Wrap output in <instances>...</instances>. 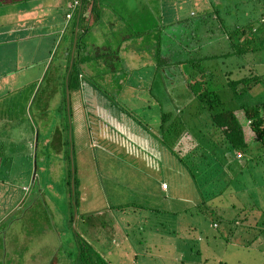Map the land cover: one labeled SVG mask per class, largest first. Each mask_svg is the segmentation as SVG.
Listing matches in <instances>:
<instances>
[{
  "label": "rangeland",
  "instance_id": "374dc122",
  "mask_svg": "<svg viewBox=\"0 0 264 264\" xmlns=\"http://www.w3.org/2000/svg\"><path fill=\"white\" fill-rule=\"evenodd\" d=\"M213 1L216 3L218 0ZM98 2L114 6L131 25L146 28L157 20L159 14H166L162 19V23L166 24L168 21L192 15L195 9H212L211 0ZM221 2L224 10L235 9L230 2ZM243 2H246V7L236 12L241 19L250 13H261L260 6L264 5L261 0ZM13 6L4 4L0 7V12ZM64 10L69 9L65 6L59 7L53 13L58 29L63 27L61 18ZM226 13L227 21L235 25L237 18L232 12L231 15ZM105 20L104 18V22ZM122 24L117 19L113 28ZM207 26L210 30L207 35L212 42L209 40V44L201 51L210 54L228 50L231 38L227 40V34L221 32V24L216 21L213 24L207 23L205 27ZM98 28L97 33L88 31V36L85 37L87 42V37L90 36L89 42L105 44L102 41L106 38L104 39L102 33H106L108 29L104 23ZM61 35L52 46L55 56L56 53L59 56L53 60L49 70L48 65L42 70L33 61L35 57L44 55L41 52L44 45L40 43V39L30 37L25 40L20 52L21 64L24 66L22 73L26 75L31 70L32 74L29 83H18L14 92L9 94V97L19 96L18 102L8 101L11 105L8 112L22 121L13 120L10 124L14 129L13 134H10L12 144L24 147L20 150L16 147L17 151L12 150L11 153L8 141L5 140L3 145L0 140V155L12 154L8 157L11 162L7 160L1 165L0 174H10L9 183L14 184L16 190L9 204H5V209L3 206L0 208V218L5 215L0 224V264H49L53 257L59 260V264H73L66 256H69L68 253H76L77 236L92 244L111 264H133V259L129 261L126 257H132L134 252L142 255L135 264H145L149 259H152L151 264H264V154L258 156L256 168L250 167V171L256 174L229 173L232 174V179L236 180L234 177H238L246 187L241 184L235 190L231 189L216 196L212 201L218 203L216 213L203 211L209 208L207 205L212 204L196 205L198 192L190 180V175L185 174L178 161L166 150L161 151L156 159L152 145L155 142L152 134L160 136V109L156 98L161 100L160 96L162 97L161 93L165 88L157 86L160 91H154L156 98L149 95L154 73L151 65L154 61H151V56L146 51H143L145 57L135 56L141 50L137 48L135 51L134 47H143L142 42L146 43L145 39H132L136 40L133 43L123 42L120 59L125 74L121 77L118 76L119 71L114 75L107 72L108 66L104 60L90 58L92 62L86 60L82 66L87 74H91L93 70L96 76L92 78L103 90L107 88L118 97L117 101L124 107L121 111L118 107L111 106L106 95L92 88L89 80L84 77L80 82L82 87L71 91L68 101L65 88L63 99L59 83H54L57 76L52 73L57 72L53 67L56 66V60L64 62L65 58V53H60L63 46L60 45L63 42ZM80 55L83 56V52ZM242 61L244 67L238 69L240 75L264 76V49L245 54ZM242 61L235 56L222 57L216 63L215 69H208L214 72V81L222 83L224 71H236L237 64ZM70 64L71 60L69 68ZM41 71L44 72L38 78ZM115 77L119 79L115 80ZM36 79L38 82L34 81ZM34 86L32 98L36 95V99L30 112L26 93ZM183 86L175 84L176 89L172 90L173 85L168 83L167 91L174 99L172 98V103H164L165 110H172L174 114H178V108L190 110L189 106L193 102L190 96L187 95L185 103L178 99L179 95L185 96ZM32 98L30 102L33 101ZM44 107L47 111L42 115ZM126 110L129 112H125ZM65 112L67 120L63 116ZM66 126L68 138L71 139V167L73 171H77L73 176V187L74 177L76 179L77 195L75 199H71V206L66 181L70 180L72 187V174L68 176L70 164L64 157ZM20 128H26L25 131L30 132L29 135L34 140H23L26 133ZM244 128L248 129L246 125ZM37 134L39 145L36 151L34 146L38 144L35 143ZM248 137L251 138V143L255 142L251 130ZM184 140L186 141L185 138ZM26 142L33 155L27 152ZM34 151L39 153V160L43 162L41 169H37L33 184V179L29 181V178L35 169ZM47 153H50L47 157L50 160L43 166L44 155L47 156ZM236 155L233 160L232 157H227L223 168L227 169L230 162L238 169L241 168L244 164L243 157ZM206 166L208 163L203 168ZM214 166L216 164H212V172L215 171ZM207 171L210 172V167ZM17 174H20V179L14 181ZM5 182L9 184L7 180ZM161 183H166L168 187L163 189ZM22 186H27V190L23 191ZM231 186L235 187L234 184ZM184 198L193 202H183L186 200ZM126 203L140 206L129 205L124 211L116 208L117 204ZM180 206L188 208L180 214H173L175 210H183ZM256 211L257 217L252 214Z\"/></svg>",
  "mask_w": 264,
  "mask_h": 264
},
{
  "label": "trees",
  "instance_id": "16d2710c",
  "mask_svg": "<svg viewBox=\"0 0 264 264\" xmlns=\"http://www.w3.org/2000/svg\"><path fill=\"white\" fill-rule=\"evenodd\" d=\"M221 1L223 0H218L215 3L211 0V10L195 9L192 15L185 16L183 19L168 21L166 24L162 23V19L166 14L162 16L159 14L157 20L146 28L131 25L127 19L122 18L119 10L114 9V6L109 3L103 4L98 2V0H81L80 7L68 8V12L62 19L63 27L60 28L62 30L59 34H62L60 38H63V42L60 45L63 44V46L60 53L62 55L65 53V58L64 62L56 60L59 63L53 66L59 72L55 74L57 77L54 79V83H59L63 92V99L65 97V88H68V93L71 95V91L79 90L82 87L80 82L82 77H84L89 80L92 88L106 95V99L110 101L111 106L114 105L123 111L124 107L116 99L118 97L114 93L109 92L107 88L103 90L97 81L92 78L96 76L92 68L89 67L92 73L87 74L85 72L87 70L83 67L84 70L82 66L86 60L88 62L91 59L96 61L104 60L108 66L107 72H112L114 75V73L119 71L118 76L121 77L125 74V69L122 67L120 59V48L123 42L130 41L133 43L136 40L132 39H145L146 43L141 40L143 47H137L138 45L134 47L135 51H137V48L141 50V53L135 54V56H139V58L145 57V52L143 51H146L151 56V61H154L151 65L154 73L149 95L156 98L154 91H158L157 86L165 88V90L161 89L163 90L161 93L162 97L160 96L161 100L156 98L160 109V123L158 125L160 136L152 134L155 140L152 145L156 159L166 150L178 161L185 174L190 175V180L198 192L196 205L201 203H203L202 205L212 204L207 205L209 208L203 210L207 213L214 211L216 213L218 211V203H212L216 196L225 194L231 189L235 190L238 185L242 184L238 177H234L236 179L234 180L231 175L256 174V172L250 171V167L256 168L255 164H257L258 156L264 154V76L254 74L250 76L246 74L240 75L238 72V69L244 67V61L242 60L245 54L264 49V5L260 6L262 9L261 13L257 15L250 13L244 19H241V17L236 15V12L242 7H246L244 5L246 2H243V0H226L234 5L235 9L224 10V7L222 8L223 2ZM263 1L261 0V4ZM72 10H74V13ZM226 12H229L230 15L232 12L237 18L234 21L235 25H231L232 23L227 21ZM67 14H70V16L67 17ZM212 16L215 17L212 18ZM104 18L106 22H104ZM114 19L121 20L122 26L113 28ZM216 21L222 26L221 32L227 34V40L231 38L229 39L228 50L219 53H203L201 49L205 48L210 40V36L207 35V31L210 30L205 25L207 23L213 24ZM102 23L106 25L108 30L106 33H102L106 40L102 41L105 44H102L104 46L101 48V44L89 42L90 36L87 37L88 42L85 37L88 36V31L97 33L98 27H101ZM81 52H83V56L80 55ZM58 56V53H56L53 60L58 58ZM234 56L242 61L237 64V70H225L223 73L224 81L222 83L215 82L214 72L208 68L215 69L219 58ZM69 60H71L70 68ZM117 66L119 67L116 68ZM49 69L50 67H48ZM234 75L239 76V78H235ZM119 77L114 79L118 80ZM168 83L173 85V88L171 87L172 90L176 89L174 87L175 84L184 85L185 96L179 95L178 99L185 103L187 95L190 96L191 100H193L190 104L191 106H189L190 110L184 111V108H178V114H174L172 110H165L164 103H172L173 101V96L167 91ZM31 98L28 103L30 112L36 95L33 96L32 102H30ZM46 111L47 109L44 107L41 114L44 115ZM125 112L129 111L126 110ZM63 116L67 120L66 112ZM242 118H244L243 121ZM18 122L21 121L18 120ZM245 125L248 127L246 130L244 128ZM249 130H251L255 138L254 143H251V138L249 139L248 137ZM27 138L30 139L31 136H26L23 140H27ZM31 139L34 140V138ZM70 140L68 138V127L66 126V139L64 142L66 153L63 156L68 160L69 164L71 162V155H69ZM35 143H38L35 145L36 149H38V134L36 135ZM9 145L12 149L19 147L12 144V141L9 142ZM73 150L72 147V155H74ZM253 152L256 154L254 153L253 155ZM49 154L47 153L43 166L49 163L50 158L47 159ZM235 154L238 157H243L244 164L242 167L238 169L230 162L227 165V169L223 168L226 158L232 157L233 160ZM0 157H2L0 159L1 167L9 158L2 155ZM34 158L35 170L33 174H36L37 169H41L43 161L39 160V153L35 152ZM216 158L218 159L217 161ZM205 163H208V166L203 168ZM212 164H216L213 172L211 170ZM209 167L210 172L207 171ZM231 171L233 173L229 174ZM248 171L250 172L248 173ZM68 172L70 177L72 171H70L69 166ZM73 172L76 174V169ZM75 182L76 179L74 177L73 193L70 180L66 182L70 206L72 205L71 199H75L77 195ZM231 184H234L235 187H232L233 185L231 186ZM242 185L246 187L245 183ZM184 199L186 200L183 202H193L188 198ZM194 203L196 202L194 201ZM129 205H135V203L117 204L116 208H122L123 210L121 211H124ZM110 207L112 208V206ZM186 208L188 207L181 208L180 206V209H183L182 211L175 210L172 213L180 214ZM252 214H255L256 217L258 216L257 211ZM4 219L5 215L0 218V224ZM89 223L93 224V222ZM77 243L76 253L73 255L68 253L69 256H66L73 264H111L110 260H106L92 244L80 236H77ZM128 255H131V253ZM138 257L142 258L141 253L134 252L132 257L128 256L126 259L129 261L133 259L132 262L135 264L138 262ZM236 260L239 262V258ZM51 262L59 264V260L56 257H53L49 264H52ZM151 262L152 259H149L145 264H151Z\"/></svg>",
  "mask_w": 264,
  "mask_h": 264
},
{
  "label": "crops",
  "instance_id": "0c3cea01",
  "mask_svg": "<svg viewBox=\"0 0 264 264\" xmlns=\"http://www.w3.org/2000/svg\"><path fill=\"white\" fill-rule=\"evenodd\" d=\"M67 3L68 0H0L1 6L4 4L14 5L13 8H8L6 11L0 12V140H2L3 145H5V140L8 141V145L9 142L13 141L12 137L10 138V134H13L14 129H12L10 124L13 120H19L8 112V107L11 106L8 101L11 103L18 102L19 96L9 97V94L14 92V88L18 83L22 82L24 85L29 83V77L32 74L31 70H29L26 75L22 73L24 71V66L21 64L20 52L24 46L23 42L30 37L38 38V40L40 39V43L44 45V49L41 51L44 52V55L42 57L41 55L35 57L33 61L39 68L42 67V70H44L47 65L51 67L55 55L54 51H52L54 54L51 52L52 46L54 42L58 41L57 38L62 30L57 28L53 13H55L59 7L65 6V8L68 9ZM67 12L68 10L63 11L61 19H63ZM56 62L57 63H54V65L59 63V61ZM43 72L44 71H41L38 78H40ZM56 73L59 72H53V74ZM37 79L34 81L38 82ZM34 88L28 90L26 93L27 105L29 99L32 97ZM70 97L71 95H69V99ZM20 129L26 133V136H29L30 132H26L23 128ZM27 140L29 141V138ZM26 143V150L31 154L32 150H30L28 142ZM23 147V145H19L17 148L20 150ZM8 148L11 153L12 150H17L16 148L12 149L10 145ZM34 150H37L36 146ZM11 155L12 154H9L7 157ZM44 157L46 156L44 155ZM9 175L10 174H0V208L3 206V209H5V204H9L10 198L14 196L16 192L15 187H13L14 184L9 183ZM35 175L36 174H31L29 178V181L33 179V184ZM19 179L20 174H17L13 180L17 181ZM5 180H7L9 184H7ZM10 184H12V186H10ZM11 187H13V189ZM22 190H27V186H22Z\"/></svg>",
  "mask_w": 264,
  "mask_h": 264
},
{
  "label": "built area",
  "instance_id": "2783aa9c",
  "mask_svg": "<svg viewBox=\"0 0 264 264\" xmlns=\"http://www.w3.org/2000/svg\"><path fill=\"white\" fill-rule=\"evenodd\" d=\"M81 5V0H71V2L68 3V8H78ZM70 14H67V17H69ZM162 188L166 189L168 186L166 183H162Z\"/></svg>",
  "mask_w": 264,
  "mask_h": 264
},
{
  "label": "water",
  "instance_id": "95a60500",
  "mask_svg": "<svg viewBox=\"0 0 264 264\" xmlns=\"http://www.w3.org/2000/svg\"><path fill=\"white\" fill-rule=\"evenodd\" d=\"M66 91H67L66 96H67V101H68V98H69L68 88H66ZM71 163H72V161H71ZM73 191H74V188H73V170H72V193H73ZM76 215H77V213H75V217H76Z\"/></svg>",
  "mask_w": 264,
  "mask_h": 264
},
{
  "label": "clouds",
  "instance_id": "9594fccd",
  "mask_svg": "<svg viewBox=\"0 0 264 264\" xmlns=\"http://www.w3.org/2000/svg\"><path fill=\"white\" fill-rule=\"evenodd\" d=\"M70 132V131H69ZM70 161H72V157L70 158ZM70 168H71V162H70ZM35 170V169H34ZM72 171V168H71ZM73 176H74V172H73ZM162 184V183H161ZM77 213V212H76Z\"/></svg>",
  "mask_w": 264,
  "mask_h": 264
}]
</instances>
